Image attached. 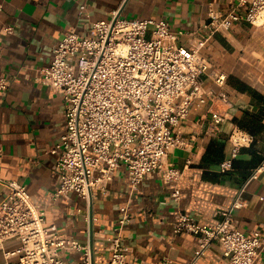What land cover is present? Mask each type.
I'll return each instance as SVG.
<instances>
[{"label": "crops", "instance_id": "crops-1", "mask_svg": "<svg viewBox=\"0 0 264 264\" xmlns=\"http://www.w3.org/2000/svg\"><path fill=\"white\" fill-rule=\"evenodd\" d=\"M236 0H0V74L9 83L0 92V200L8 194L4 183L17 181L26 186L31 201L46 214L47 224L80 243H90L96 263L109 258L106 238L112 234L126 204L132 221L124 232L130 247L128 264H158L167 257L176 264L191 262L197 238L176 235V215L183 212L202 224L213 226L220 212L231 207L241 193L246 207L236 211L238 228L246 235H264V173L251 178L264 158V21L258 25L236 23L217 33L201 51L209 67L223 72L227 84L219 88L210 78L205 87L210 95L196 105L188 119L174 129L183 137L195 136L192 151L173 149L167 164L184 170L178 183L181 201L172 197L174 184L165 185L149 173L130 196L126 168H118L107 189L97 191L90 207L75 192L55 199L59 186L56 157L51 149L60 141L66 120L61 93L36 81L38 68L49 65L64 32L75 28L88 35L95 21H106L120 10L126 19H165L172 31L194 32L208 20L215 8L228 11ZM86 5L90 18L81 15ZM12 27V33L6 28ZM188 45L190 36L180 39ZM246 86L254 93L243 91ZM223 93L225 100L213 98ZM211 109L226 115L217 135L208 132ZM247 115L260 116L263 129L256 134L235 122ZM250 142H243V139ZM241 147L233 157L234 145ZM191 164H188V161ZM232 164L222 169L225 161ZM17 247L16 242L7 245ZM0 255V260H2ZM76 261L79 255H69ZM197 264H229L217 246L211 247ZM255 264H264V251Z\"/></svg>", "mask_w": 264, "mask_h": 264}, {"label": "built area", "instance_id": "built-area-1", "mask_svg": "<svg viewBox=\"0 0 264 264\" xmlns=\"http://www.w3.org/2000/svg\"><path fill=\"white\" fill-rule=\"evenodd\" d=\"M80 11L90 18L86 5ZM262 21L264 0H236L228 11L210 9L201 29L189 33L172 31L165 19H126L120 10L109 20L93 22L88 35L68 28L49 65L36 71V81L61 93L65 104V129L51 149L59 176L55 199L75 192L90 207L94 193L104 192L116 170L124 167L130 196L149 173H155L165 185H175L172 197L179 203L177 185L184 170L168 165L167 156L176 148L192 151L196 137H183L174 129L210 97L207 78L219 88L227 84L226 74L209 67L201 51L217 33L229 31L236 23ZM5 31L10 34L13 28ZM185 35L190 36L188 45L180 43ZM8 87L7 78L0 74V92ZM213 98L214 102L226 96L220 93ZM211 115L207 130L217 135L226 115L214 109ZM234 147L233 157L240 141ZM231 164L225 161L222 169ZM262 173L264 158L251 178ZM4 184L8 194L0 200V264H128L130 247L124 238L132 221L128 204L120 208L112 234L105 240L109 258L96 263L89 242L67 238L57 225L47 224L45 212L31 201L25 185ZM241 195L219 213L221 219L213 226L183 212L176 215L174 234H190L198 241L188 264H197L213 246L229 264H255L264 251V235L239 230L235 213L246 207ZM11 242L17 247L8 249ZM72 254L79 259H68ZM158 264L176 263L165 257Z\"/></svg>", "mask_w": 264, "mask_h": 264}, {"label": "trees", "instance_id": "trees-1", "mask_svg": "<svg viewBox=\"0 0 264 264\" xmlns=\"http://www.w3.org/2000/svg\"><path fill=\"white\" fill-rule=\"evenodd\" d=\"M240 89L243 91L254 93L253 91H251V89L243 85L240 86ZM261 120L262 119L260 116L247 115L241 120L236 119L235 122L240 128L250 132L251 134H256L263 129Z\"/></svg>", "mask_w": 264, "mask_h": 264}]
</instances>
